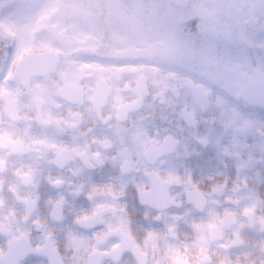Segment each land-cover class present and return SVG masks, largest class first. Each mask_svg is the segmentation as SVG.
<instances>
[{
    "label": "snow or ice",
    "instance_id": "6c2138e0",
    "mask_svg": "<svg viewBox=\"0 0 264 264\" xmlns=\"http://www.w3.org/2000/svg\"><path fill=\"white\" fill-rule=\"evenodd\" d=\"M0 264H264V0H0Z\"/></svg>",
    "mask_w": 264,
    "mask_h": 264
}]
</instances>
